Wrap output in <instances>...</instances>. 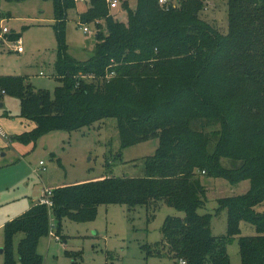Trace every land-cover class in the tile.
<instances>
[{
  "label": "trees",
  "instance_id": "trees-1",
  "mask_svg": "<svg viewBox=\"0 0 264 264\" xmlns=\"http://www.w3.org/2000/svg\"><path fill=\"white\" fill-rule=\"evenodd\" d=\"M50 1L60 86L52 100L23 78L0 79L1 93L19 101L16 115L5 109L1 117L34 125L12 140L29 145L52 131L115 119L122 148L153 139L159 148L142 178L109 175L56 188L52 206L35 204L7 223V264H15L17 235L21 262L44 264L38 247L53 232L51 217L59 238L63 220L91 221L101 205L146 208L151 218L163 205L184 213L166 218L161 244L144 246L147 257L163 246L176 264H231L228 247L238 241L241 264H264V212L256 210L264 202V0H227V32L202 19L211 0H137L135 10L125 3L126 23L112 17L106 0H89L83 13L76 0ZM73 12L95 32L84 63L66 44ZM203 177L250 182L246 194L218 201L215 216L228 213L226 235L214 236V215L199 212L207 204ZM242 221L257 235L242 237Z\"/></svg>",
  "mask_w": 264,
  "mask_h": 264
},
{
  "label": "rangeland",
  "instance_id": "rangeland-1",
  "mask_svg": "<svg viewBox=\"0 0 264 264\" xmlns=\"http://www.w3.org/2000/svg\"><path fill=\"white\" fill-rule=\"evenodd\" d=\"M125 3L132 10L137 7V0H120L119 7L110 14L115 20L126 23ZM77 4L79 13L89 7L86 3ZM201 17L221 32H227V0L209 1ZM54 19V6L50 0H0V79L23 78L34 91L46 93L52 100L60 86L55 68L58 41ZM78 19L75 12L68 18L66 44L69 55L84 63L92 57L95 32L92 25L80 27ZM4 29L7 33H3ZM20 43L22 53L17 51ZM0 103L4 105L0 108V116L5 109L13 115L19 112L18 99L1 91ZM6 121L11 131L20 125L14 120ZM0 129L8 135L7 140L12 141L11 145L2 147L0 137V264H7L9 259L5 251L6 224L24 215L34 202L37 204L44 189L53 191L109 175L142 178L146 159L154 156L159 148L158 139L122 148L115 119L73 133L52 131L29 145L12 140L18 133H10L3 125ZM203 183L207 188V204L199 212L214 215V236L226 235L228 213L224 211L215 216L218 201L246 194L250 182L231 184L224 179L203 177ZM256 210L264 212V202ZM173 216L183 218L184 213L163 205L151 218V212L146 208L101 205L96 218L91 221L63 220L59 238L56 237L57 223L51 217L53 235L40 240L38 253L44 264H176L163 246L158 249L161 255L147 257L144 250V246L156 249L161 244L164 222ZM240 228L242 237H253L258 233L256 227L246 221L241 222ZM21 238L22 235H17L13 241L11 259L15 264H23L19 256ZM239 251L238 241L228 247L231 264H241Z\"/></svg>",
  "mask_w": 264,
  "mask_h": 264
},
{
  "label": "crops",
  "instance_id": "crops-1",
  "mask_svg": "<svg viewBox=\"0 0 264 264\" xmlns=\"http://www.w3.org/2000/svg\"><path fill=\"white\" fill-rule=\"evenodd\" d=\"M6 120H14V121H17V122H20L19 124L20 125H18L17 126V129L15 130V131H11V130H9L8 128V126H7V121ZM13 123H15V122H13ZM0 125H3V126H5L9 131H10V133H18V134H15V135H20L21 133H23V132H27V131H30V130H32L33 128H34V125H31V124H29L26 120H24V119H21V118H14V119H10V118H3V117H1L0 116ZM4 132L0 129V137L3 139L2 141H1V144H2V147H7L8 145H11V142L12 141H8L7 139H8V135H6V134H3ZM44 191V190H43ZM43 191H42V193H43ZM41 197H42V194H41ZM41 197H39L38 199H37V204L38 203H40V199H41ZM0 200H1V196H0ZM35 205V202H34V204L32 205V207ZM32 207H30V206H28V208L24 211V213L25 212H27L29 209H31ZM11 220V219H10ZM9 220V221H10Z\"/></svg>",
  "mask_w": 264,
  "mask_h": 264
},
{
  "label": "built area",
  "instance_id": "built-area-1",
  "mask_svg": "<svg viewBox=\"0 0 264 264\" xmlns=\"http://www.w3.org/2000/svg\"><path fill=\"white\" fill-rule=\"evenodd\" d=\"M88 1L89 0H76V2H78V3H86ZM106 2L108 4V7H109L110 11L117 9L119 7V4H120V0H106ZM167 2H168V0H160V3L162 5L167 4ZM85 31H87V30H85ZM3 33H7V30L4 29ZM17 51L19 53L23 52V48L21 46V43L17 47ZM41 75H43V74L41 73ZM52 195H53V191H51L50 189H44V191L42 193V197L40 199V203L41 204H46L48 206H52V202H51ZM51 234L53 235V232H51Z\"/></svg>",
  "mask_w": 264,
  "mask_h": 264
},
{
  "label": "water",
  "instance_id": "water-1",
  "mask_svg": "<svg viewBox=\"0 0 264 264\" xmlns=\"http://www.w3.org/2000/svg\"><path fill=\"white\" fill-rule=\"evenodd\" d=\"M3 107H4V105L1 103V104H0V108H3ZM1 252H2V251H1Z\"/></svg>",
  "mask_w": 264,
  "mask_h": 264
}]
</instances>
